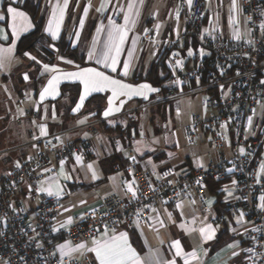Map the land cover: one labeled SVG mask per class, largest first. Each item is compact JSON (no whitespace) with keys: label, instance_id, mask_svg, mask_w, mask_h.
<instances>
[{"label":"crops","instance_id":"0c3cea01","mask_svg":"<svg viewBox=\"0 0 264 264\" xmlns=\"http://www.w3.org/2000/svg\"><path fill=\"white\" fill-rule=\"evenodd\" d=\"M23 1L25 0H0V14L5 15V20H0V28H4L9 34L7 41L0 39V47L8 48L14 45L13 52L5 59L4 66L0 67V179L14 165L37 152L39 136L56 135L58 143H64L88 139L90 134L87 128L89 126L97 128L99 135L92 140L95 149L94 156L89 159L80 157V160L75 157L63 163V172L70 177L69 179H65L61 175V165L58 167L57 175L52 177L61 187V194L53 196L57 197L60 203L56 221L62 224L67 223L69 219L72 221L73 218L87 210L99 207L102 199L109 194L124 195L122 184L125 181L133 180L129 172V163L131 153L134 151H132L133 148L120 149L114 143V139L125 136L132 138L133 133L130 128L139 123L130 118L131 113L138 114L140 110L151 105L158 106V91L148 93L146 99L143 96H133L131 99L121 97L120 99L125 102L120 111H113L108 117H105L103 113L108 107V97L111 96V91L93 92L84 101L83 106L74 112L73 109L79 102L80 94L83 91V84L79 80H61L58 87L60 95L55 98L49 96L41 101L40 91L47 85L48 79L56 74L51 71L44 72L43 66L45 64L50 67L55 66L60 72H76L81 68H95L126 84L135 86L146 83L160 90V87L154 86L144 79V76L157 59L154 50L158 39L174 29L182 30L185 21L177 19V9L180 12L177 0H143V3L136 0L137 8L133 12L135 14L138 9L139 15H134L135 24L128 25L127 38L121 45L118 62L115 65L116 71L113 72L111 67L97 63V60L102 58L101 53L108 41V32L111 27L109 18L118 25H124V15L127 12L129 0H69L64 20L55 40L46 29L48 21L52 17L54 5L58 2L63 4V0H34L39 5L40 17L44 19L43 32L56 41L64 31H67L73 46L77 47L80 55L84 57L77 60L63 55L55 45H51L56 52L53 61L44 60L36 51L18 53L19 40L35 27L34 19L22 7ZM209 1L214 2L218 12H222L220 19L223 28L221 31L213 27L215 17L206 10V3ZM241 2L242 0H236L234 8L233 0H203L204 31L210 35L219 36L224 41L236 39L234 33L238 31L240 40H250L249 20L242 9ZM102 4L104 5L103 9L97 11ZM89 5L91 6L85 16L83 9ZM8 6L16 7L26 14L27 23L31 24L27 31H22L18 35L12 34L11 28L7 27V24L11 23V17L6 12ZM81 18L84 19L83 27L80 26ZM157 25H159L158 28ZM97 29L101 30L97 31ZM149 31L155 33L153 41L146 38ZM76 33H79V36ZM90 51H94L91 59L88 55ZM25 53H30L31 56L36 57V60H32ZM69 60L72 61L71 64L67 63ZM125 63L129 65L127 75H124ZM25 74L28 75L27 80L24 79ZM71 84L80 86L79 94L75 99L70 91L63 92L62 90L64 86ZM165 85L169 86L170 82ZM184 94L191 93L182 92L178 97ZM95 95H103L105 99L100 104L88 103V100ZM98 105L102 106L101 112ZM115 106H120L119 100L115 102ZM26 110L37 111L38 117L26 116ZM177 111L179 112V110ZM102 122L106 126H101ZM124 122L128 123L127 127L124 126ZM41 125L46 126V135H41ZM118 132L125 133L121 136ZM135 137V141H138L137 148L140 149L137 151L140 157L134 152L139 167L153 175L167 166H175L181 171L206 167L211 160L203 151L204 143H208L210 146L209 136L205 134L199 135L195 142V150L182 154L174 152L172 161L168 159V154L165 152L158 155V145L147 144L144 142L147 140L143 139V141L136 135ZM150 139H158V130L152 137H149ZM159 160H165V162L158 164ZM89 164L93 166L92 169H89ZM93 171L96 173L95 179L92 176ZM232 185L235 186L232 181H227L218 188H213V183H208V210H205L198 201L182 198L175 203L158 204L152 208L148 213L149 224L136 220L132 229L125 226L114 233L118 235L121 232H126L128 234L131 246L136 249L144 264H151L153 255L164 261L175 260L176 264H185L184 256L175 255L176 249L172 247V242L176 240L180 241L185 253L193 250L197 252L199 259H190L189 264H238L244 247V235L251 225L250 222L243 219L241 223H237L239 215L232 218L226 214L224 220L214 223L217 216L226 213V206L234 202L237 189ZM225 186H232L235 189L231 196L228 195V201H224ZM41 187H49V179L41 181L39 188ZM53 190L55 191V189ZM209 201L212 203L209 204ZM177 205L180 207L178 208ZM203 224H212L216 229L213 240L204 241L201 238L198 229ZM189 228L194 231L189 232ZM105 232L103 231L97 239L103 237ZM107 234L111 236L113 231H107ZM92 240L88 239L76 244L69 243L72 248H76L81 243L86 245L84 250L73 252L72 256L81 259L89 257L99 264L95 253L90 251L94 247ZM65 243L68 242L61 244ZM233 243H237L238 247L228 249L227 245ZM232 251L239 255L232 257Z\"/></svg>","mask_w":264,"mask_h":264},{"label":"built area","instance_id":"2783aa9c","mask_svg":"<svg viewBox=\"0 0 264 264\" xmlns=\"http://www.w3.org/2000/svg\"><path fill=\"white\" fill-rule=\"evenodd\" d=\"M177 3V19H184L185 26L158 39L154 50L156 57L164 58L170 82L167 90H158L157 101H171L182 92H204L202 114L192 115L182 129L191 144L200 134L209 136L215 157L206 167L181 171L167 166L153 175L139 167L132 152L129 172L135 180L136 197L124 182L123 196L109 194L99 207L76 216L70 223L60 224L56 221L60 210L58 198L39 191V183L56 176L61 161L94 156L92 140L99 131L89 126L88 139L64 143H58L56 135L39 136L37 152L22 160L19 167L14 165L0 179L3 264H96L89 257L61 256L59 245L97 239L103 231L115 232L125 226L132 229L136 220L149 224L152 208L182 198L198 201L208 210V183L227 181L236 182L237 199L226 206V213L217 216L214 223L224 220L226 214L236 218L243 212L251 225L244 235L238 264H264V209L260 208V197L264 196V173L260 171L264 164V0H242L251 39L230 41L204 31L203 0H193L191 8L187 0ZM146 38L153 41L155 33L149 31ZM190 49L192 56L188 55ZM177 60L182 63L177 65ZM259 106L263 116L249 128L248 118ZM25 115L37 118L38 112L26 110ZM222 124L226 127L222 128ZM37 244L41 247L37 248ZM249 248L256 255L248 252Z\"/></svg>","mask_w":264,"mask_h":264},{"label":"snow or ice","instance_id":"6c2138e0","mask_svg":"<svg viewBox=\"0 0 264 264\" xmlns=\"http://www.w3.org/2000/svg\"><path fill=\"white\" fill-rule=\"evenodd\" d=\"M69 0H63V4H60L59 2L54 5L53 11H52V17L48 21V27L47 31L50 33L53 40L57 39L61 24L64 20L65 10L68 7ZM140 3H143V0H140ZM193 3V0H187V4L189 8H191ZM89 5L88 7H85L83 9L84 15L87 16L89 11ZM104 5H101L100 9H97V11H101L103 9ZM233 7H236V0H233ZM137 8L136 0H129L127 4V12L124 15V25H118L116 24L111 18H109V24L111 25L110 30L108 32V41L105 45L104 51L101 53V59L97 60V63H102L106 67H111L112 71H116L115 65L118 62V56L121 51V45L124 43L125 39L127 38V33L129 31L128 25L129 24H135L134 15H139L138 9L136 10L135 14L133 12L134 9ZM7 14L11 17V23L7 24V27L11 28L13 35H18L22 31H27L28 28L31 27L30 23H27L28 17L23 11H19L18 8L8 6L6 9ZM179 15V9H177V17ZM0 20H5V15L0 14ZM84 19L81 18L80 20V26L83 27ZM157 28L159 25L156 26ZM261 28H264V24H261ZM101 29H97V31H100ZM77 36H79V33H76ZM235 38L237 40L240 39V34L237 31L234 33ZM0 39H3L7 41L9 39V34L5 31L4 28H0ZM251 42V41H250ZM14 50V45L10 46L8 48L0 47V67L4 66L5 59L8 58V55L11 54ZM201 54H204L203 49H201ZM26 56H30L32 60H36V57L31 56L30 53H25ZM89 59H91L94 55V51L89 52ZM188 55L192 56L193 52L190 49L188 51ZM67 63L71 64L72 61H67ZM177 65H180L182 62L177 60ZM44 72H54L55 75H52L50 79L47 81V85L43 87V89L40 91L39 96L40 100L43 101L46 97H53L60 95V92L58 90L59 84L61 80H79L83 84V91L80 94L79 102L76 104V107L73 109V111H78L82 106L84 101L87 99L88 96H90L93 92H100L105 90L111 91V96L108 97V107L105 109L103 115L105 117H108L113 113V111H120V108L124 104V100L120 99L121 97H127L131 99L133 96H143L145 99L147 98V94L150 92H156L158 89L153 88L149 84H139V85H131L126 84L121 80L114 79L111 76L106 75L104 72L99 71L95 68H81L76 72H60L59 69H57L55 66L50 67L49 65L45 64L43 66ZM129 65L128 63L124 64V75L128 74ZM43 75V73H42ZM24 79H28V75L25 74ZM179 83V81H177ZM119 100L120 106L116 107L115 102ZM254 111V110H253ZM249 124L252 122V117L249 116L248 118ZM222 128L226 127V124L221 125ZM40 133L41 135H46V126L41 125L40 126ZM137 151H140L139 148H137ZM241 152L244 151L243 148L240 149ZM171 156L172 154L169 153ZM81 158L78 156L77 160H80ZM134 160L135 157H132ZM17 167H19V163H17ZM89 169H92V165H88ZM44 171H48L45 169ZM231 171V169H229ZM261 173H264V164H261L260 166ZM61 175L64 176L65 179H69L70 177L65 175L63 172V161H61ZM165 175H168V173H165ZM93 179L96 178V173L93 171L92 173ZM259 183V180H257ZM43 183V182H42ZM199 183V181H197ZM236 182L233 181V184ZM135 184V180L132 181H125L126 188L129 192L132 193L133 198L136 197V189L133 187ZM55 189V191L53 190ZM227 191V187L225 188ZM41 192H47L48 195H57L59 196L61 194V187L56 182L55 178L49 177V187H41L39 189ZM228 195L231 196L232 193L229 191ZM260 200L262 203L260 204V208L264 209V196L260 197ZM212 201H209V204H211ZM179 208L180 205H177ZM244 219V213L241 212L239 216L237 217L236 222L241 223ZM69 223L71 220L69 219ZM203 223V222H202ZM63 226V225H62ZM55 230V229H54ZM189 232L194 231V229L189 228ZM201 238L204 241H211L214 239L216 235V229L213 227L212 224H203L202 227L198 229ZM235 231V229H233ZM255 239V238H253ZM92 244L94 245L93 248L90 249V251L95 253L96 259L99 261V264H144V261L141 259L140 255L136 251L135 248H133L129 242L128 234L126 232H121L118 235L114 233L113 235L109 236L107 234V231L105 232L104 236L100 239L93 238ZM37 248L41 247L40 244L36 245ZM172 247L176 249L175 255L176 256H184L185 257V264H189V260H197L199 259L197 252L193 250L192 252L185 253L179 240L172 242ZM238 247L237 243L229 244L227 245L228 249H234ZM86 248V245L81 243L76 246V248L70 247L69 243L61 244L59 245V251L61 253V256H67L71 257L73 252L76 251H82ZM248 252H251L253 255H256L254 249H247ZM239 253L232 251L231 256L235 257L238 256ZM250 261L252 257L250 256L248 258ZM151 264H176L175 260H161L158 258V256L153 255L151 256Z\"/></svg>","mask_w":264,"mask_h":264},{"label":"rangeland","instance_id":"374dc122","mask_svg":"<svg viewBox=\"0 0 264 264\" xmlns=\"http://www.w3.org/2000/svg\"><path fill=\"white\" fill-rule=\"evenodd\" d=\"M206 10L209 14L215 17L213 27L218 28L219 31H221V28H223V23L220 19L222 12H218V9L214 6L213 1L206 3ZM205 97L206 95L204 92L184 94L180 97L172 99L170 103L163 107L151 105L144 110H140L138 114L131 113L130 118L139 123L137 126L130 128L133 133L132 138L125 136L124 138L114 139V143L120 149L129 150L130 148H133L132 151L140 157L137 152L138 141H135L136 135L141 140H147H143L147 144L151 143L154 146L158 145V155L165 152L168 154V159L170 161H172L175 153L182 154L192 152L196 149V145L195 143L191 144L188 142L184 130L182 129V125L188 121L189 116L202 114ZM177 110H179V112ZM261 111L262 107L259 106L254 110L253 114L250 115L252 117V122L249 124V128L254 124V122H256L257 118L263 116ZM123 124L127 127L128 123L124 122ZM156 130H158V139L149 140V137H152ZM203 149L205 154H207V158L210 157L213 159L215 157V153L208 143L203 144ZM169 153L172 155L170 156ZM162 162H165V160H159L158 164ZM173 163L176 164V162ZM232 186L224 187V191L226 193L224 201H228L229 191L231 193L235 191V186H233L234 188ZM226 187L227 191L225 190ZM236 199L237 197L235 196L233 201H236ZM0 264H3V262L0 261Z\"/></svg>","mask_w":264,"mask_h":264},{"label":"trees","instance_id":"16d2710c","mask_svg":"<svg viewBox=\"0 0 264 264\" xmlns=\"http://www.w3.org/2000/svg\"><path fill=\"white\" fill-rule=\"evenodd\" d=\"M22 7L27 10L34 19L35 27L31 32L27 33L19 40L17 46L19 54H22L25 51H36L40 57L44 58V60L53 61L56 52L53 50L51 45H55L58 48V51L63 55L70 56L77 60L84 58L83 55H80L78 48L73 46L67 31H64L60 38L56 41H53L47 34L43 32L44 19L40 17L39 5L34 0L23 1ZM144 77V79L151 82L154 86L160 87L161 90H167L169 86H166L165 84L169 82V70L164 58H158L157 56V59L153 62L151 68L148 72H146ZM62 90L63 92L70 91L74 95L75 99V97H77L79 94L80 86L79 84L66 85L62 88ZM104 99L105 98L103 95H95L88 100V103L100 104ZM168 103H170V101L159 102L158 106L163 107ZM98 108L101 112L102 106L98 105ZM101 126H106V124L102 122ZM124 133L125 132H120L119 134L122 136ZM224 183L225 182L213 183V188H218Z\"/></svg>","mask_w":264,"mask_h":264}]
</instances>
